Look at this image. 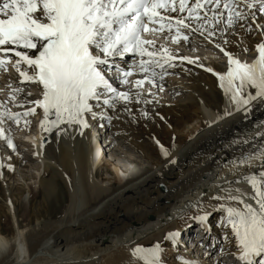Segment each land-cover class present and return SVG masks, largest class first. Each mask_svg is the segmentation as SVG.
<instances>
[{
	"label": "bare ground",
	"instance_id": "1",
	"mask_svg": "<svg viewBox=\"0 0 264 264\" xmlns=\"http://www.w3.org/2000/svg\"><path fill=\"white\" fill-rule=\"evenodd\" d=\"M162 15L186 18L187 12H162ZM262 17L264 15L257 10L255 20L249 16L232 27L222 23V29L220 25H205L203 34L181 28L180 36L187 35L188 40L179 38L180 41L175 44H180L186 50L187 42L192 43L190 46L209 49L217 55V59L222 60L221 62H206L207 59L202 60L198 55L194 58L188 54L184 56L181 52L172 51L152 40L154 44L145 47L156 52L155 59L159 60L163 67L156 71L153 67L158 66L153 65L152 71H155L156 75L149 74L152 83L145 80L139 88L135 86V81L143 80L145 74L140 70L139 64L136 68L135 65L141 60L149 59L147 56L141 57L133 51L135 56L127 64L113 62L107 67L100 66L102 70L115 71L114 74L107 73L105 78H111L107 80L116 92L128 93L130 99L125 102L130 103V110H133L131 113L134 114H126L127 120L118 123V129L129 130L134 134L132 139L137 146L136 151L141 152L143 161L130 162V170L125 173L119 171L118 167H112L102 158L100 153L117 158L119 155L110 147L103 148L104 145L94 139L88 126L81 127L77 123H60L53 126L49 123L56 119L52 110L48 117L49 122H45V127L42 128L44 110L35 104L38 114L32 115L37 118L36 132H33V137L26 135L25 138L35 144L33 151L39 163L36 189L50 200L56 193V179L59 178L65 184L69 204L60 220H38L35 226L28 217L23 230L16 227L13 236L8 238L5 233L0 232V264H87L96 259L100 264H145L140 258L145 253L133 256V250L138 246L144 249L153 246H147L151 241L146 240L138 244L137 242L153 234L152 243L160 244L163 232L174 244L176 235L181 231L179 221H175L180 214H183L182 217L187 213L194 217L208 214L207 220L211 223L215 221L219 229L230 231L232 228L227 222V210L242 206L228 197L240 195L247 203L255 206V202L249 199L253 192L245 178L253 175L259 178V173L264 171V155H255L264 149V99L258 98L247 105L238 106L232 100L231 92L226 91L227 83L225 82V88L220 87L221 81L216 74L228 72L229 55L233 60L243 56L244 61H238L246 64H252L258 59L256 46L264 44V30L256 25H264ZM226 18L225 13V20ZM251 20L255 21L254 25H251ZM186 22L192 27L199 23L190 20ZM161 23L166 24L167 20ZM241 23L246 27H241ZM172 24L171 29L176 30L174 19ZM247 28H251V31ZM212 29L214 34L208 36V30ZM156 34L157 32L148 33L141 38L151 40L147 37ZM176 35L177 33L173 36ZM169 40L174 43L171 37ZM221 48L224 51H221ZM90 50L101 55L98 49ZM164 50H168L171 56L178 57L179 61L170 64V59L168 63H164L167 59ZM225 52L229 55H225ZM184 57L193 62L189 63ZM118 63L121 64L118 66ZM19 67L28 75L33 74V69L23 62ZM8 71L12 72L14 81L24 80L14 67H9ZM124 72L131 73L129 78H126L128 83H123L125 79H122L121 75ZM174 72L183 77L181 81L171 77ZM168 75L170 77H167ZM23 83L32 91H38L32 95L34 101L42 99V85L30 81ZM149 86L158 87L160 90L166 88L165 96L169 99H161V95ZM217 90L219 94L215 93ZM98 91L101 93V99L89 100L91 111L85 112L83 119L85 121L87 114L96 117V125H99L102 133V118L107 117L108 112L100 103L104 99L113 102L122 99L115 98V94L107 92L106 89ZM255 92V88L246 86L240 99L254 95ZM15 93L26 95L18 91ZM208 95L211 98H208ZM165 103L171 104V109L164 107ZM19 104L16 105L20 109ZM128 109L129 107L126 110ZM8 112L17 113L0 101V115L9 118L6 114ZM171 112L176 114L177 119L171 118ZM2 130L0 125V138L3 137ZM105 150L107 151L104 152ZM1 156L0 152V163ZM22 160L28 161V157H23ZM242 160L245 162L240 163ZM18 163L22 165V161L12 164ZM102 166L112 167L115 178L113 184L105 187L97 181L100 177L98 171ZM0 169L2 173V167ZM119 174L127 175V180ZM32 199L33 196L27 205H31ZM59 202L60 200L56 202L54 208ZM48 205L51 203L43 202L40 207L44 209ZM212 211L216 213L213 220V217H210ZM39 213L40 210L34 217L37 218ZM172 233L176 235L170 236ZM187 233L188 231L184 230L183 235ZM212 235L211 233L212 242L209 241L207 246L210 253L214 251L212 247L217 248L219 244H214ZM220 240L232 251L233 256H237L238 242L233 233L231 237L224 235ZM182 254L189 256L185 252ZM228 260L229 257L225 255L223 261Z\"/></svg>",
	"mask_w": 264,
	"mask_h": 264
},
{
	"label": "snow or ice",
	"instance_id": "2",
	"mask_svg": "<svg viewBox=\"0 0 264 264\" xmlns=\"http://www.w3.org/2000/svg\"><path fill=\"white\" fill-rule=\"evenodd\" d=\"M159 10L165 13L187 12V17L170 18ZM257 10L264 15V0H191V3L190 0H0V53H3L0 55V68L7 70V65L12 61L8 53H12L18 58L12 67L24 77L21 82L30 81L43 86L42 99L33 101L44 110L42 128L45 122H49L52 110L56 119L49 123L53 126L77 123L87 127L83 116L91 111L89 100L101 99L99 89H106L114 93L115 98L124 101L130 99L128 93L116 92L105 78L100 66L108 64L109 57L134 51L141 57L149 58L139 63L145 77L135 81L138 88L143 86L145 80L152 83L149 74L156 75L152 71L153 65L163 67L155 59L156 52L145 47L153 45L154 41L142 39V33L163 31L165 27L170 30L174 19L177 35L172 37V41L178 42V38L186 41L187 35L180 36L181 28L203 34L205 25L219 26L225 23L227 27H232L249 16L255 20ZM165 20L167 23H161L159 29L149 27ZM188 20L199 23L192 27L186 22ZM240 26L246 27L243 23ZM256 26L264 30V25ZM247 30L251 31V28ZM213 34L214 29L208 30V36ZM256 47L259 57L252 64L233 60L225 52V55H229L228 72L216 74L221 81L220 87L225 88L227 83L226 91L231 92V98L238 106L247 105L258 98L264 99V44ZM92 48L98 49L101 55L94 54L90 50ZM17 49L35 50L38 55H29ZM221 51L224 49L221 48ZM164 52L167 56L164 63H168L171 54L168 50ZM183 59L193 62L187 57ZM21 62L33 69L32 75L21 70ZM123 75L127 77L131 73L124 72ZM123 83H128L127 79ZM246 86L255 88L256 92L240 99ZM103 103L109 105L113 101L104 99ZM6 114L17 122L21 115ZM30 114H35V109L23 113L25 116ZM8 143L11 147V141ZM255 155H264V149ZM244 162L242 160L240 163ZM245 182L252 188L253 195L249 199L255 202V206L240 195L229 196L228 199L242 207L229 208L227 222L238 242V259L243 264H253L255 257H261L258 264H264V171L259 173V178L256 175L246 177ZM207 215L195 219L203 222ZM169 235L175 236L176 233ZM141 253H145L140 256L145 264H159L158 244L149 249L137 247L133 250V256Z\"/></svg>",
	"mask_w": 264,
	"mask_h": 264
},
{
	"label": "rangeland",
	"instance_id": "3",
	"mask_svg": "<svg viewBox=\"0 0 264 264\" xmlns=\"http://www.w3.org/2000/svg\"><path fill=\"white\" fill-rule=\"evenodd\" d=\"M254 22L255 21L251 20L250 21L251 25L252 24L254 25ZM193 33L192 35H194ZM199 39L201 38L199 37ZM162 42L164 46L170 48L171 50L181 52L182 54L185 53L188 55H192L193 58L194 56L198 55V57L202 60L207 59L206 62L213 61V60L215 62L222 61L221 59H217V57L214 55V53H211V51L207 49L205 50L204 48L197 47L195 45L188 46L187 47L188 51H187L185 48L171 43V41L168 38H166V40H163ZM206 54H209V55L206 56ZM242 57L243 56L241 57L238 56L237 59L244 61L242 60ZM129 61L127 60L126 62H122V64L123 63L127 64L129 63ZM177 62L170 60V64H176ZM120 64L121 63H118L116 65L119 66ZM138 64L139 63L135 65V68L137 67ZM160 68L161 67H155V66L153 67V69L156 71L159 70ZM3 74L2 76H0V79L2 80L7 79V81L3 80L2 82H0V100L5 105H8L11 110L21 112L22 114L27 112L33 103L32 101H34V98L32 97V95L27 96L25 92H22L26 94L23 96L18 95L15 92L17 91V89H24L25 87L28 89H31V88L25 83L14 81L13 74L8 73V72H4ZM123 74L121 75L122 79L129 78L128 76L124 78ZM167 77H170V76L168 75ZM171 77L179 81H181L183 78L181 77V75H177V73L175 72L172 73ZM149 88L152 89L153 87L149 86ZM153 90L154 92L157 91L156 93H158V95H161V99L162 98L165 99L167 97L165 96V94L167 93L166 88L163 87V89L160 90L158 87H154ZM215 93L219 94L218 90ZM207 97L211 98L209 95ZM167 99H169V97H167ZM171 101H172V98H171ZM17 103H20L19 104L21 106L20 109L16 105ZM100 104H103L104 110L108 112V116L102 118L103 123L101 126H104V130H102V133H101L100 127L96 125L97 123L96 117L88 114L86 116L85 122L87 126L89 127L90 131L92 132L94 139L98 140L99 143L104 145L103 148L107 149L110 147L112 151H115L119 155V157L117 158L111 155L109 156V154H106V153H100L102 158L105 161H107L109 164H111L112 167H118L119 171H122L125 173L128 170H130V165H129L130 162H133L136 160V162L138 161V163H140V161H143L141 152L136 151L137 146L132 139L134 134L129 130L122 131L118 129L119 128L118 123H121V121L123 122L127 120L126 114H128L129 112L130 114H133L131 113L133 112V110H130V103L128 104L123 100L118 101L115 105H113L114 107L112 106V104L106 105L103 102H101ZM164 105H165L164 107L171 109V104L165 103ZM111 106L115 109V112H113L114 109ZM118 107L120 110L117 109ZM128 107L129 109L126 110ZM32 109H35V114L37 115L38 112L36 111L37 107L35 103H33ZM171 118L174 120L177 119L176 114L171 112ZM18 121L19 122L21 121L22 124L19 125V123H11L9 120L7 121L5 117L0 115V125L4 129L2 130L3 137L0 138V152L2 154L0 168L2 167L3 169L2 173L0 169V232L3 234L5 233V236L8 238L13 236L16 233L17 228L19 230H23L22 227L25 225V220L28 217H30L31 223L35 226L37 225L38 222L36 221L38 220H40V222H43L44 220L46 221L58 220L63 215V213L66 210L65 208H67L69 204L68 203L69 199H68V194L65 188V184L59 178L56 179V182H57L56 193L54 196L50 197V200L45 198L42 192L39 193L38 189H36L37 182H38L37 176L39 172L38 170L39 163L36 161H33L32 159H29L28 157L30 156V158L35 159V153L33 151V146L35 144L31 143V141L27 139V141H29L31 144H29V146H23L25 145V143L21 142V138L28 133H31L28 136L33 137L34 133L32 132L35 128V125H36L35 123H37V121L36 119L29 121L28 118L18 119ZM190 125L194 126L195 124H190ZM8 141H11V144H12L11 147L9 146ZM15 141H18L19 145L17 146L13 145V142ZM138 143H140V141H138ZM106 151L107 150H105L104 152ZM23 157H28V161L22 160ZM15 161H22V165L20 163H18V165H13L12 163ZM112 167L105 166V168H103L102 166V168L99 169L98 171V174L100 175V177L97 181L101 183V185L104 187L109 186L110 184L114 183L115 178H114ZM120 176L121 178L124 177V180H127L128 178L127 175L126 176L120 175ZM31 196H33V199H32V202L30 203L31 205L29 206L27 204H29V199L31 198ZM59 200H60L59 205H56V207L54 208L56 202ZM43 202L51 203V205L45 206L44 209H42L40 205H42ZM38 210H40V213L37 215V218H36L34 217V214ZM215 211H212L210 214V217H213L212 220L214 219V216H216ZM182 215L183 214H180L178 216L179 219L177 218L178 220L176 219L175 221H179V226H180L179 229H181L180 232L183 233L184 230L188 231V229L190 228V225L197 220H194L193 218L195 217L189 213H187L185 217H182ZM212 223L214 226L219 228L215 221ZM212 234H213L212 238L215 241L214 244L217 245L219 243L218 247L217 248L212 247L214 251L211 252V256H209L208 258V254H207V258H203L201 261L204 264H215V263L225 264L231 258V255H230L231 251L229 248H227V246L225 247V245H223L224 243H222L220 239L224 235H230L231 237L232 229L231 231H229V229L221 230V229L215 228V229H212ZM161 235L162 237L160 240L162 243L160 244L158 243V245H159V256L162 258L159 257L160 258L159 264H162V259L164 260L166 259L165 261L168 264H185L184 262L185 258L183 257L184 254H181L178 251V249H175L173 247L174 246L173 242L167 239L166 235L165 236L163 235V232L161 233ZM152 236L153 234H150V235L145 236L144 238H141V240L137 242V244L147 240L149 242L151 241L147 245L148 247L155 246V244L152 243L154 241L152 239ZM128 250H131V249H128ZM225 255L227 256V258L229 257V260L227 262L223 261ZM96 260H92V262H88L87 264H100V262ZM188 260L190 259L188 258Z\"/></svg>",
	"mask_w": 264,
	"mask_h": 264
}]
</instances>
